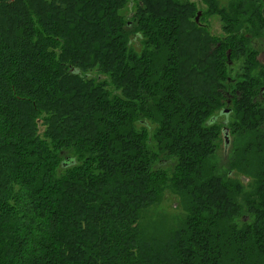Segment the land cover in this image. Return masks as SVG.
I'll use <instances>...</instances> for the list:
<instances>
[{
	"label": "trees",
	"instance_id": "obj_1",
	"mask_svg": "<svg viewBox=\"0 0 264 264\" xmlns=\"http://www.w3.org/2000/svg\"><path fill=\"white\" fill-rule=\"evenodd\" d=\"M198 1L0 0V264H264V0Z\"/></svg>",
	"mask_w": 264,
	"mask_h": 264
},
{
	"label": "rangeland",
	"instance_id": "obj_2",
	"mask_svg": "<svg viewBox=\"0 0 264 264\" xmlns=\"http://www.w3.org/2000/svg\"><path fill=\"white\" fill-rule=\"evenodd\" d=\"M197 4L199 3L201 6V10L199 12V16H201L203 13L202 11H205L206 6L203 5L200 1L198 0H193ZM222 2H225L222 0ZM225 4V3H224ZM130 11L129 10L124 11L127 16H130ZM207 18V24L209 29L212 31L213 34H215L218 37H224L225 33L223 31V24H222V19L219 14H212L206 17ZM256 41V40H255ZM136 46L139 47L138 42L136 41ZM256 48L258 47L260 51L262 52V41H257V45H255ZM259 61L264 62V52L261 54H258ZM232 66V69L230 70V75L233 78H237L241 73V68L243 66V61L237 60ZM230 107V106H229ZM227 110V109H225ZM230 112H227L225 114H219L216 116L215 120L218 122L219 125L222 126L224 124L225 126V133H224V138L227 137L228 143L223 142L221 145V148L218 152V156L214 158L216 164H223L226 165V159L229 155H232V149H235L243 143V139L241 140L240 137H233L231 136L230 129L229 127V120L230 117L228 116ZM232 119V117H231ZM234 139V140H233ZM226 140V139H225ZM232 148V149H231ZM226 157V158H225ZM241 180H246L248 181L247 178L239 176ZM184 212L181 207H179V200L178 198L171 194L167 193L164 200L160 202L159 204H156L155 206L147 208L141 218V224L143 227H145L146 230L149 232H156L159 230H169L173 229L174 227L177 226L178 222L184 217Z\"/></svg>",
	"mask_w": 264,
	"mask_h": 264
},
{
	"label": "water",
	"instance_id": "obj_3",
	"mask_svg": "<svg viewBox=\"0 0 264 264\" xmlns=\"http://www.w3.org/2000/svg\"><path fill=\"white\" fill-rule=\"evenodd\" d=\"M200 14H198V16H197V18H196V20H198L199 19V16ZM229 58H230V54H229ZM227 112H229V110L227 109V110H225V114L227 113ZM226 130V129H225ZM226 139V144L228 143V139H227V137L225 138Z\"/></svg>",
	"mask_w": 264,
	"mask_h": 264
},
{
	"label": "flooded vegetation",
	"instance_id": "obj_4",
	"mask_svg": "<svg viewBox=\"0 0 264 264\" xmlns=\"http://www.w3.org/2000/svg\"><path fill=\"white\" fill-rule=\"evenodd\" d=\"M256 45H257V43H256Z\"/></svg>",
	"mask_w": 264,
	"mask_h": 264
}]
</instances>
